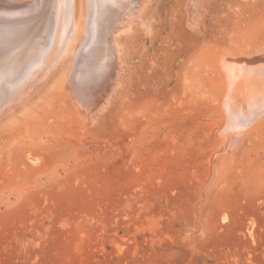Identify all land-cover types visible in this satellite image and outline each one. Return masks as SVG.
<instances>
[{
    "label": "rangeland",
    "instance_id": "1",
    "mask_svg": "<svg viewBox=\"0 0 264 264\" xmlns=\"http://www.w3.org/2000/svg\"><path fill=\"white\" fill-rule=\"evenodd\" d=\"M119 1L89 0L127 19L96 108L66 90L70 54L0 122V264H264V0ZM96 19L75 59L99 55Z\"/></svg>",
    "mask_w": 264,
    "mask_h": 264
},
{
    "label": "bare ground",
    "instance_id": "2",
    "mask_svg": "<svg viewBox=\"0 0 264 264\" xmlns=\"http://www.w3.org/2000/svg\"><path fill=\"white\" fill-rule=\"evenodd\" d=\"M66 1L67 0H0V122L4 118L8 116H12L15 108L18 105L20 104L23 105L29 102L31 99H33V96L39 90L40 85L45 83L51 77V75L57 69H59V67L62 65L64 60L70 54L73 56V58L71 62V67L68 70L70 73H69V78L66 84V90L71 96L73 103L77 107L76 109H78V114L79 113L85 114L89 110L94 108L99 98L98 95L100 96L103 93L102 91L104 90V88L107 85H109V82L114 80L113 79L114 72L116 71V66L119 61L118 57L116 56L119 50L117 49L118 51L116 53L114 50L116 36H118V34L122 32V30L119 31L118 27H120L122 23L124 22V19H126V17H124L123 19V16L125 14L121 16V13L117 11L118 13H120V16L115 17V15L116 16L118 15V14H115L113 19L114 20L117 19V20L116 21L113 20L114 22L110 25V27L109 25L108 27H106L105 26L106 24H104L105 19L109 15L108 12H110L107 6L108 3L101 4L93 11L90 8L89 0H71V5L69 7L65 3ZM124 1H127V0H124ZM137 2L139 1L137 0ZM121 8L122 7L119 8L120 11H121ZM124 10L122 9V11ZM47 11L48 13L46 15V19L44 20L42 30H39L34 36H32L33 32L36 29H38V26L41 23L39 22L37 27H35L34 25L36 23V20L42 19ZM126 11L127 10H125V12ZM92 12H94L95 17L97 18L94 23V32L96 36L95 39L97 40H94L95 43L93 44V47L95 48V51L100 50V53L99 55L93 54L90 48L86 49V44L84 42L81 45L80 51L75 59L77 45L82 40L84 29H87V18L89 17V13H92ZM131 20H133L132 17H131ZM124 24H123V27L125 26L127 28L128 25H124ZM45 27L47 30L44 29ZM128 29L129 28H127V30ZM44 30L46 31V33L44 32ZM124 32H127V31H124ZM79 33L81 35V39L79 40V42L77 41L78 43H76V37L79 36L78 35ZM44 34H46L45 37L43 36ZM31 38H33V41H31L30 43L34 44L35 46L34 50L28 49V43ZM39 49H41L40 52H38ZM30 53H32L31 56L27 58L26 55ZM94 57H97V58H95L94 61H92L93 64L89 63L90 66L86 67L85 66L86 62L88 61L91 62V60H93ZM24 59H25V63L23 64V66L22 65L19 66L18 63L20 61L21 62L24 61ZM89 64L87 63V65ZM239 64L240 63H238L237 65ZM13 65L16 67L12 69V72H11L12 77L10 80L15 79L16 87L15 88L13 87L12 89L11 88L8 89V86L5 85L6 83H5L4 76L7 75L6 74L7 70L11 68ZM229 65L231 64L229 63ZM232 70L234 69L232 68ZM236 72H234V74ZM248 73H250L249 69H248ZM18 76H21V78L19 79ZM249 78H250V75H249ZM114 81L112 83H115ZM232 81H235V80L233 79ZM236 81L235 83L239 82V81L238 82ZM246 91L245 92L242 91V92L246 94ZM250 91H251L250 93L253 95L252 99H254L256 102H259L260 100L264 99V91L262 92L256 86L254 87L251 86ZM252 95H250V97ZM241 96H242V93H241ZM244 101L246 102V100ZM230 105L228 107H230ZM225 108H226V105H225ZM231 108H228V109H231ZM246 112L248 113V111ZM263 112L264 111H262L261 113L264 114ZM236 113L238 114L237 110H236ZM243 113H240L241 116H244L242 115ZM258 113L259 111L256 113V115ZM237 114H235L236 117L233 116L234 119L240 117V115L238 117ZM248 116L250 115L248 114ZM233 117H231L232 121H233L232 119ZM257 119L254 121L256 122ZM238 120H241V117L240 119L236 120L237 121L236 123L240 122V121L238 122ZM28 121L29 120L27 119L26 122ZM244 124L245 122L243 123V127H244ZM248 128H250V126ZM236 138H238V135L236 136ZM47 143H49V141L42 142L40 145L44 146Z\"/></svg>",
    "mask_w": 264,
    "mask_h": 264
}]
</instances>
